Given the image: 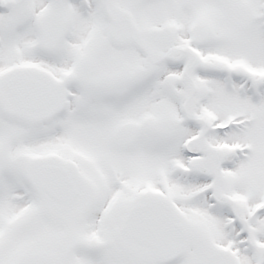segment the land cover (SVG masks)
Instances as JSON below:
<instances>
[{
  "label": "snow or ice",
  "instance_id": "1",
  "mask_svg": "<svg viewBox=\"0 0 264 264\" xmlns=\"http://www.w3.org/2000/svg\"><path fill=\"white\" fill-rule=\"evenodd\" d=\"M0 264H264V0H0Z\"/></svg>",
  "mask_w": 264,
  "mask_h": 264
}]
</instances>
